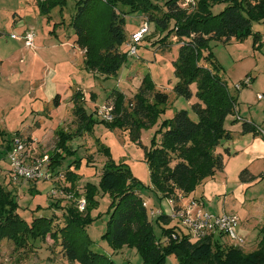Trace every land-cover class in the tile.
<instances>
[{
  "label": "rangeland",
  "instance_id": "1",
  "mask_svg": "<svg viewBox=\"0 0 264 264\" xmlns=\"http://www.w3.org/2000/svg\"><path fill=\"white\" fill-rule=\"evenodd\" d=\"M76 1L78 0H66L63 7H55L48 14H41L35 0H0V129L3 128L6 135L27 126L33 130L36 127L33 126L36 123L33 120L42 119L44 124L34 128V140L30 138L29 133L18 132L28 141L29 155L41 158L52 153L56 142L55 134L41 141L46 131L54 130L58 126L67 133H74L77 129L69 100L76 86L81 88L79 90L84 96L83 106L88 114L96 113L101 105L109 103L108 97L112 90H119L127 104L137 92L145 74L156 89L167 93V103L158 107L160 112L155 119L140 127L137 140L131 137L128 129L110 128L100 122L106 121L94 114L97 123L92 126L90 132H80L73 138L70 146L74 153L64 159L61 167V173L70 165L69 170L78 174V199L85 201L83 191L86 185H92L95 189L94 206L89 210L91 222L85 230L91 240L90 249L108 256L115 264H141V257L136 249L122 247L114 251L102 238L109 217L107 211L111 199L109 193L103 192L99 186L101 170L109 161L115 165L124 164L138 181L137 191L145 202L147 211L169 210L168 200L159 198L150 188L145 148H150L152 140L159 143L163 121L171 119L177 111H187L189 118L196 121V115L191 109V104L196 99L193 97L188 101L176 97L173 93L177 79L172 62L176 60L179 48L175 38L169 37L167 44L161 45L158 41L166 31L159 32L153 23L148 22V31L143 37L138 42L132 39L131 36L138 33L146 21L144 15L139 13L125 16L127 46L124 45L123 48L128 50L134 45L136 53L127 56L116 77L105 79L97 73L74 68L69 52L75 39L70 22ZM159 4L162 2L159 1ZM223 8L224 4H216L211 7V11L217 14ZM172 26L173 23L170 22L168 27ZM25 28L33 30L34 48L24 45L21 36ZM251 31L263 35L264 21H253ZM252 40L253 36L248 35L240 41H212L209 47L221 67L220 74L227 84L228 93L236 98V114L240 119L252 120L264 128V40L259 48L252 46ZM78 51L83 55L80 49ZM202 63L205 64L204 61ZM246 77L250 79L249 85L237 89L236 85ZM190 89L194 93L195 85H191ZM56 94L60 95V103L57 106L53 104ZM233 117L236 119L235 116H230L225 121L231 131V139L222 141L216 148V152L224 153L223 170L198 184L193 192L181 200L184 204L188 203L189 199L202 200L204 210L212 215H218L224 205V210L236 214L239 221L237 233L242 238L240 225L244 223L246 214L251 213L252 218L247 227L253 232L251 241H255V238L257 241L259 230L264 226L259 225L261 205L264 206V179L258 178L248 185L239 181L238 172L245 163L251 164V157L246 151L248 136L241 135L239 124L242 122L230 124ZM258 137L260 138L259 135ZM1 141L0 136V149L3 147ZM100 146L108 149L109 157L99 151ZM225 148H229L228 155L224 152ZM78 160L79 167L75 168L72 162ZM6 163V158L2 155L0 186L13 192L20 216L28 222L33 216L54 217V223L61 225L63 207L68 205L71 199L62 194H48V182L12 179ZM260 167V162H253L250 172L259 174ZM57 201L59 206L48 208L51 203ZM37 207L39 208L36 210ZM256 207L258 209H255ZM84 209L78 210L84 213ZM151 224L154 234L161 239V226L170 228L173 223L160 225L156 220H152ZM254 234L258 237H254ZM213 241L217 242L221 250L233 246L244 253L250 252L258 244L255 241L248 242L247 245H233L224 235L219 234L213 237ZM173 259L168 256L164 264H174ZM0 264L79 263L67 262L61 253L59 242L46 237L43 241H28L27 246L21 249H15L11 241L3 239L0 242Z\"/></svg>",
  "mask_w": 264,
  "mask_h": 264
},
{
  "label": "trees",
  "instance_id": "2",
  "mask_svg": "<svg viewBox=\"0 0 264 264\" xmlns=\"http://www.w3.org/2000/svg\"><path fill=\"white\" fill-rule=\"evenodd\" d=\"M35 3L41 14H48L55 7H63L66 0H35ZM180 4L181 0H78L70 22L75 35L73 44L83 52V68L105 79L116 77L128 56L129 48H123L127 40L124 31L126 15L142 14L156 30L166 31L158 41L161 45L167 44L169 37L177 40L178 54L172 62L177 79L173 93L188 101L193 97L196 99L191 109L197 120H191L185 110L177 111L171 119L163 121L159 143L152 140L150 148H145L151 190L159 198L175 203L193 192L198 184L223 170L224 153L216 152V148L222 141L231 139L225 121L227 117L235 116L236 98L227 91V84L220 74L221 67L210 50V42L240 41L252 35V46L259 48L264 40V33L260 35L251 31L253 21H264V0H194L186 7ZM216 4H224V8L213 14L211 7ZM170 22L173 23L171 28L168 27ZM191 85H195L194 93ZM83 100L79 90L71 96L76 131H56L55 147L48 156V166L55 173L61 172L64 159L74 153L70 146L73 138L80 132H90L97 123L95 113L85 111ZM108 101L107 104L113 107L112 121L100 122L110 128L128 129L131 137L137 140L140 127L156 118L160 112L158 107L167 103L168 95L156 89L145 74L127 104L119 90H112ZM53 103L59 105L58 94ZM241 122L242 133L257 134L258 125L242 119ZM99 151L109 157L106 147L100 146ZM224 152L228 155V148ZM72 165L79 167V160ZM69 168L70 165L64 170V179L57 184L62 196L70 194L71 199L63 207L61 225L54 223V217L33 216L29 222L24 220L18 212L13 192L0 186V242L7 239L15 249H21L28 241H43L49 237L59 242L61 253L69 263L115 264L108 256L90 249L91 240L85 230L91 222L89 210L94 206L95 189L89 184L85 186L86 205L81 213L76 206L80 196L76 188L79 177ZM239 179L247 182L252 176L244 168L239 172ZM99 186L103 192L109 193L111 199L102 238L114 251L122 247L136 249L141 264H164L171 255L177 264H264V227L259 230L256 249L248 253L233 246L221 250L211 237L172 239L173 227L161 226L162 238L159 239L153 232L151 221L168 225L170 218L164 214L149 218L137 191L138 181L127 166L109 161L101 170ZM53 206H59L58 201L48 208Z\"/></svg>",
  "mask_w": 264,
  "mask_h": 264
},
{
  "label": "built area",
  "instance_id": "3",
  "mask_svg": "<svg viewBox=\"0 0 264 264\" xmlns=\"http://www.w3.org/2000/svg\"><path fill=\"white\" fill-rule=\"evenodd\" d=\"M194 0H181V7H186L193 4ZM148 31V22H143L140 31L135 35H132V39L138 42L143 35ZM22 39L24 45L28 48H34L33 40L34 33L32 29L26 30ZM134 46V45H133ZM129 47L128 55H134L136 53L135 46ZM250 79L246 77L243 81L236 85V88L246 87L249 85ZM113 107L110 104H103L96 110V117L110 122L113 118ZM237 120H241L239 115L235 112ZM256 133L264 139V129L257 126ZM28 142L20 134L14 135L10 143V149L7 153V160L9 164V175L14 180L23 181H45L51 184L48 194L57 196L62 194L58 190L57 183L64 179V174L59 172H53L49 165L47 157L33 158L29 155V149L27 147ZM64 196V195H63ZM70 197L69 195L65 196ZM170 209L164 211H152L148 212L150 219L158 217L162 214L169 216L175 232L172 233L171 238L185 236L191 240H200L206 237H213L216 234L224 235L233 245H242L244 239L237 233L238 218L234 213L224 212L220 215H212L204 210L203 203L196 199H189L188 203H182L180 200L177 203H173L172 200H168ZM173 203V204H172ZM77 208L83 210L85 207V201L83 199L77 200ZM143 206L147 208L145 202Z\"/></svg>",
  "mask_w": 264,
  "mask_h": 264
},
{
  "label": "crops",
  "instance_id": "4",
  "mask_svg": "<svg viewBox=\"0 0 264 264\" xmlns=\"http://www.w3.org/2000/svg\"><path fill=\"white\" fill-rule=\"evenodd\" d=\"M26 30L28 29V28H25ZM26 30H24L23 31V33L26 31ZM23 35V34H22ZM22 37V36H21ZM78 47L76 46V45H74L73 43H72V46H71V51L69 52V55L72 57L71 59H73V66H74V68H76V69H78V70H85L84 68H83V64H82V55H80V51H78ZM74 59H75V62H74ZM86 71V70H85ZM88 73L90 72V71H87ZM79 89H81L80 87H78V86H76V88L75 89H73L72 91H74L75 92V90L76 91H78ZM80 91V90H79ZM59 95V94H58ZM55 97V96H54ZM84 97V96H83ZM93 97L94 96H92V99H93ZM70 102H71V97H70ZM59 103H60V95H59ZM54 104V103H53ZM71 104H72V102H71ZM72 110V109H71ZM237 111V114H238V110H236ZM35 113V112H34ZM241 118V117H240ZM36 119V118H35ZM233 120H234V117H233V119L231 118V120H230V124H234V123H236L238 120H236V121H234L233 122ZM33 121H35L36 123H34L33 124V126L34 125H36V127H34V128H39L41 125H43L44 124V122L42 121V119H37V120H33ZM241 121V120H240ZM245 121H247V122H250V123H253V124H255L252 120L251 121H248L247 119H245ZM2 124V123H1ZM61 124V122L59 123V125ZM239 124V123H238ZM237 124V125H238ZM240 125V130H241V123L239 124ZM256 125V124H255ZM259 127H261L262 129H264L262 126H260V125H258ZM30 126H27V127H24L23 129H20V130H16V132H13V134H8V135H6L7 133H6V131L2 128V129H0V136H1V139H2V148L0 149V157L3 155L5 158H6V168H7V171L9 172V164H8V160H7V153H8V151H9V149H10V143H11V140H12V138L14 137V135H16V133H26V134H30V138L32 139V140H34L35 138H33V132H34V128H33V130H30V128H29ZM59 127V126H58ZM56 128V129H54V130H48V131H46L45 133H44V135L42 136V140L41 141H44V140H47L48 138H50L52 135H56V131L58 130V129H60V128ZM225 128L230 132V134H231V131H230V129H229V125L228 124H226L225 123ZM242 133V132H241ZM232 135V134H231ZM241 135H246V136H248V139H247V149H246V151L249 153V155H250V157H251V160H250V162L249 163H251V164H244V166L239 170V172L242 170V169H244V168H246L247 170H248V172H249V175L250 176H252V180H248L247 182H245V185H248V183H250L251 181H256L258 178H261V179H264V139L262 140L261 138V136H260V138L258 137V134H255L254 132H248V133H242ZM22 136V135H21ZM4 140V141H3ZM27 141V140H26ZM37 141H39V140H37ZM229 141V140H228ZM28 142V141H27ZM257 144H259L258 146H257ZM33 148L31 147V150H32ZM228 150H229V148H228ZM237 153V152H236ZM235 153V154H236ZM31 156V155H30ZM48 156L49 155H44L43 157H47L48 158ZM32 157V156H31ZM42 157V158H43ZM256 161H258V162H260V165H261V167H260V173L259 174H253V173H251L250 172V169H251V165L253 164V162L255 163ZM239 172H238V177H239ZM64 173V172H63ZM240 181V180H239ZM253 181V182H254ZM60 183V182H59ZM241 183H244V182H241ZM58 184V183H57ZM49 185H50V187H51V184L49 183ZM244 187V186H243ZM241 189V188H240ZM239 189V190H240ZM38 193V192H37ZM202 201V200H201ZM254 201H252V203H253ZM203 203V202H202ZM262 206V210L260 211L261 212V214H260V223H259V225H263L264 224V206L263 205H261ZM255 209H258L257 207L255 208ZM261 209V208H260ZM224 212H227V213H233V212H231V211H229V210H224V205H223V208H222V211L220 212V213H218V215H220V214H222V213H224ZM257 213H258V211H257ZM235 214V213H234ZM259 214V213H258ZM252 214L251 213H247L246 214V217H245V220H244V223L242 224V225H240V227H241V230H240V233L243 235V239H244V244H246L247 245V243L248 242H255L256 241V239L257 238H255V241H251V238L253 239V232H252V229L251 228H249V227H247L248 226V222H249V220L252 218V216H251ZM262 227H264V226H262ZM254 237H258V235L257 234H254ZM258 241L259 240H257L256 241V244L258 243ZM254 249H256V245H255V247L251 250V251H253ZM250 251V252H251ZM170 257H173L174 259H173V263L174 264H177V260H176V258L173 256V255H171Z\"/></svg>",
  "mask_w": 264,
  "mask_h": 264
}]
</instances>
